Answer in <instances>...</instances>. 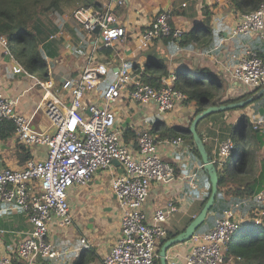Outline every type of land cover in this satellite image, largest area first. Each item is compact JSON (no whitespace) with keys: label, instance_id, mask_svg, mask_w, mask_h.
Segmentation results:
<instances>
[{"label":"built area","instance_id":"1","mask_svg":"<svg viewBox=\"0 0 264 264\" xmlns=\"http://www.w3.org/2000/svg\"><path fill=\"white\" fill-rule=\"evenodd\" d=\"M126 3L127 0H109L103 7L78 4L65 15L76 21L92 45L81 72L64 98L51 92L54 85L51 79L37 80L46 89L42 106L54 131L33 129L30 118L18 112L17 100L0 90V125L12 119L21 142L47 147L43 159L31 158L18 169L0 170V201L23 209L32 223V229L19 242L15 254H0V264H14L13 257H19L26 264H34L38 257L60 259L62 252L54 247L50 229L53 223L67 228L74 222L69 191L75 186H86L99 169L110 166L114 159L120 161L123 169L111 181L120 212L121 232L102 264H156L161 240L168 234L169 218L180 210V205L174 196L170 197L155 209L150 219L143 207L151 184L170 181L173 169L159 151L157 138L148 127L149 120L144 119L146 126L140 130L136 142H126L124 133L116 126L118 116L111 105L125 97L137 104L155 103L159 113H165L184 102L187 95L174 87V72L163 80L162 86L156 87L143 82L133 63L125 57L116 56L109 62L102 59L105 53H101L105 50L131 40L130 23L119 21L115 11L116 6ZM169 19L164 10L150 20L138 35V48H148L160 36L172 37L180 48L183 31ZM238 34L264 39V2L256 10L241 15L232 30L233 36ZM0 46L10 59L9 73L31 75L13 55L7 37L1 34ZM234 58L237 61L229 70L235 81L244 84L249 92L261 88L264 60L258 50L249 48ZM112 70L114 77L107 79ZM102 83H106V88L99 91ZM252 124L260 128L264 118ZM170 142L178 145L183 138L176 137ZM235 147L232 138L224 140L214 162L221 163L228 158L234 162L238 158ZM189 180L195 188L196 173ZM252 198L264 202L263 193L235 200L211 229L196 232L190 239L192 246L185 264H224L228 244L243 223L264 225L263 207L246 208Z\"/></svg>","mask_w":264,"mask_h":264},{"label":"crops","instance_id":"2","mask_svg":"<svg viewBox=\"0 0 264 264\" xmlns=\"http://www.w3.org/2000/svg\"><path fill=\"white\" fill-rule=\"evenodd\" d=\"M99 1L100 7L109 2V0ZM164 10L168 12L172 25L180 28L183 33L189 32L197 25L202 26L207 23L201 30V33H205L203 39L192 42L191 46L184 45L178 48L174 40L160 36L154 39L148 48L139 49L140 31ZM115 11L119 21L130 23L128 26L131 40L128 43L119 42L114 49L102 52L101 55L105 53V57H102L105 61L109 62L116 56H122L131 61L135 68L143 69L150 61L163 58L168 67V76L182 66L199 73L205 70L207 74L205 76L202 74L204 78L220 81L221 88L218 94L222 95L224 100L249 93L244 84L235 81L229 68L237 61L234 56L249 48L257 49L264 57V39L243 34L232 35V30L243 12L232 7L229 0H127L126 4L116 6ZM209 13L211 17L207 21L206 17ZM66 14L67 11H64V16L58 19L61 21L59 23L61 30L55 33L57 34L55 38L60 39L62 50L59 57L54 60V65L51 63L52 58H49L48 77L42 78L39 74L30 72L31 75L24 72L9 73L11 62L0 46V90L17 100L18 112L30 118L33 129L48 133L54 131V127L42 106L46 89L37 80L51 79L54 83L51 92L64 98L81 72L92 45L76 21L65 17ZM220 33L219 41L215 42L214 46L208 45L215 38L214 36H219ZM113 77L112 70L107 79ZM105 88L106 83L98 87L99 91ZM111 107L118 116L117 128L123 133L130 131L129 143L136 142L132 135L138 136L140 130L146 126L144 119L149 120L148 127L151 128L159 120L164 121L168 126L189 128L198 109L196 102L184 101L171 111L159 113L155 103L137 104L125 97L112 103ZM223 112L204 119L198 125L204 141L214 154L216 151L218 153L221 143L226 139L228 128L237 123L241 116H246L251 123L258 118H264V103L251 102L245 107ZM260 131H264V124L260 127ZM182 138L183 142L178 145H173L170 142L171 138L157 140L164 161L173 169V178L166 182H153L143 207L150 219L157 207L174 196L180 205V210L169 218L167 228L172 231L184 230L190 217H195L199 213L206 198L208 185L202 168L203 162L194 152L192 140ZM247 138L245 142L248 140L246 148L249 151V138ZM21 144L16 133L6 140H0V170L18 169L25 165L26 161L21 157L24 153ZM26 147L31 151L32 158L46 157L45 145H26ZM260 153L261 151L257 152L259 160L263 158ZM259 165L262 166L261 162ZM122 170L121 166L112 163L108 167L99 169L86 186H75L69 191L74 222L67 228H61L53 223L50 229V238L54 247L62 252L60 259L39 257L34 264H102L105 255L121 232L120 212L111 189V181ZM194 173H196L195 188L190 185L189 180ZM248 184L249 179L245 186L238 185L235 189L246 191ZM243 193L244 196L249 197L248 193ZM259 193L264 195V191ZM259 204L264 202L252 198L246 208L258 207ZM31 229L32 223L23 209L14 203L0 201V254H15L19 242ZM82 238H85L86 242H82ZM191 246V240L172 245L167 250L168 264H185ZM14 264H26V262L22 260Z\"/></svg>","mask_w":264,"mask_h":264},{"label":"trees","instance_id":"3","mask_svg":"<svg viewBox=\"0 0 264 264\" xmlns=\"http://www.w3.org/2000/svg\"><path fill=\"white\" fill-rule=\"evenodd\" d=\"M68 2H71L75 7L78 4L94 5L96 7L100 5L99 0H0V34L7 37L13 55L30 73H37L42 78L48 77L50 61L47 58H52L51 63L54 65V60L59 57L62 50L60 39L51 38L50 36L61 30L58 19L64 16L63 3ZM229 2L232 7L244 13L256 10L264 0H229ZM40 13L51 18V27H48L41 19L37 18ZM210 15V13L207 15V21L210 20ZM206 25L207 23L202 26L197 25L189 32L183 33L179 40L180 46L190 45L194 41L199 42L203 39L205 33H201V30L206 27ZM214 37L215 38H213L208 45L214 46L215 42L219 41L221 33L219 36ZM168 39H172L175 42V39L172 37H168ZM258 53L264 60L261 52L258 51ZM136 73L139 74V78L143 82L160 87L163 85V80L168 76V67L163 58H157L150 61L149 64H146L143 69L136 68ZM174 74L176 75L174 87L187 95V98L184 100L185 103L192 101L197 103V113L206 108L207 103H230L249 97H253V102L260 101L264 103V93H259V90L263 88L264 85L259 89L250 91L247 95L224 100L222 95L218 94L221 88L220 81L214 78H204L202 74H204V76L207 74L205 70L199 73L182 66L177 68ZM220 113L224 112L220 111L208 114L199 123L204 119H208ZM151 131L156 135L157 140L162 138L173 139L176 137L191 139L194 145V152L203 162L200 150L195 144L189 128H182L176 125L168 126L164 121L159 120L153 124ZM15 132V122L12 119H6L0 125V140L8 139ZM129 132L128 130L124 133L126 142H129ZM198 132L203 139L199 129ZM132 136H134L135 139L139 137L136 134ZM247 137L249 138V151L246 148L248 140L245 142ZM225 138H232L235 142L236 147L234 152L238 154V158L234 162L229 158L221 163L218 161L215 162L218 171V192L216 200L206 220L199 226L196 232H205L211 229L215 225L216 219L220 217L224 210L229 208L235 200H241L247 197L244 196L243 192L248 193L249 197H252L260 191H264V131H260V129L257 128L255 129L246 116H241L237 123L228 128ZM204 143L211 159H217L219 157V151L218 153L216 151L214 154L210 146L207 145L205 141ZM21 148V150L24 151L21 155L23 161L31 159V151L26 147L25 143L22 142ZM258 151H261L260 156L263 157L261 160L257 158ZM260 162L262 166L259 165ZM202 168L208 185L206 198L202 202L200 210L208 200L212 191L210 175L204 166ZM247 179H249V184L246 186L248 187L246 191L242 192L235 189L238 185L245 186ZM258 207L264 208V204H259ZM193 218L194 216L190 217L187 225ZM180 231L168 230L167 236L161 240L159 252L164 241ZM42 258L52 260V258L49 257ZM18 261L22 260L19 257L13 258V263ZM156 264H161L160 256L157 257ZM224 264H264V225L253 222L243 223L228 244Z\"/></svg>","mask_w":264,"mask_h":264},{"label":"water","instance_id":"4","mask_svg":"<svg viewBox=\"0 0 264 264\" xmlns=\"http://www.w3.org/2000/svg\"><path fill=\"white\" fill-rule=\"evenodd\" d=\"M95 32H98V28L95 29ZM259 93L260 94L264 93V87L259 90ZM251 102H253V97H249L247 99H243L239 101H233V102L226 103V104L225 103L224 104L207 103L206 108L196 113L195 117L193 118L192 123L189 126V131L192 133L194 142L200 150V153L203 159V166L207 170L208 174L210 175V179L212 183V191H211V194L208 200L204 204V206L201 208L199 213L190 221V223L186 226V228L164 241V243L160 247V252H159L161 264H168L167 250L172 245L179 243V242L188 241L192 238V236L196 233L199 226L206 220L208 213L210 209L213 207L215 200H216V195L218 192V171L215 166L214 160L211 159V157L209 156V153L207 152L203 139L199 135V132H198L199 122L203 118H205V116L208 114L245 107L249 105ZM112 163L117 166H120L121 164L120 161L117 159H114Z\"/></svg>","mask_w":264,"mask_h":264},{"label":"rangeland","instance_id":"5","mask_svg":"<svg viewBox=\"0 0 264 264\" xmlns=\"http://www.w3.org/2000/svg\"><path fill=\"white\" fill-rule=\"evenodd\" d=\"M63 10L64 11H67V13H69V12H71L74 8H75V6L71 3V2H68V3H63ZM37 18H39V19H41L42 21H43V23L45 24V25H47L48 27H51L52 26V22L50 21L51 20V18L49 17V16H47V15H44V14H42V13H40V15H38L37 16ZM59 21V20H58ZM95 37H96V35H95ZM91 42V41H90ZM85 47V46H84ZM91 52V48H90V50H89V53ZM89 53H88V55H89ZM254 127V126H253ZM255 128V127H254ZM256 129V128H255ZM257 129H260V128H257ZM233 162V161H232Z\"/></svg>","mask_w":264,"mask_h":264}]
</instances>
